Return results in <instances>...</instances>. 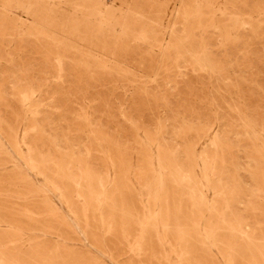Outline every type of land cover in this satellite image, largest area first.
Masks as SVG:
<instances>
[{"label": "rangeland", "instance_id": "obj_1", "mask_svg": "<svg viewBox=\"0 0 264 264\" xmlns=\"http://www.w3.org/2000/svg\"><path fill=\"white\" fill-rule=\"evenodd\" d=\"M0 264H264V0H0Z\"/></svg>", "mask_w": 264, "mask_h": 264}, {"label": "bare ground", "instance_id": "obj_2", "mask_svg": "<svg viewBox=\"0 0 264 264\" xmlns=\"http://www.w3.org/2000/svg\"><path fill=\"white\" fill-rule=\"evenodd\" d=\"M199 10V9H198ZM198 16V15H197ZM191 30V29H190ZM183 50V49H182ZM196 54V53H195Z\"/></svg>", "mask_w": 264, "mask_h": 264}]
</instances>
